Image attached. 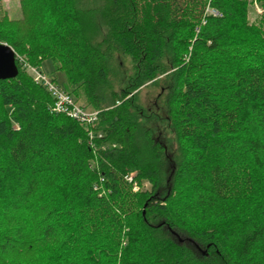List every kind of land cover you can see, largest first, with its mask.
<instances>
[{"label":"trees","instance_id":"trees-1","mask_svg":"<svg viewBox=\"0 0 264 264\" xmlns=\"http://www.w3.org/2000/svg\"><path fill=\"white\" fill-rule=\"evenodd\" d=\"M100 1L21 0L19 19L0 9L19 67L0 79V264H264V14L250 23L249 0ZM116 52L135 68L122 90ZM168 52L173 156L130 97ZM23 55L52 60L99 112L94 145L52 111Z\"/></svg>","mask_w":264,"mask_h":264},{"label":"rangeland","instance_id":"rangeland-1","mask_svg":"<svg viewBox=\"0 0 264 264\" xmlns=\"http://www.w3.org/2000/svg\"><path fill=\"white\" fill-rule=\"evenodd\" d=\"M99 3L102 5L104 1L101 0ZM259 7L262 9L259 10ZM0 9L1 11L7 12V16L10 19H19L22 17L21 0H0ZM263 14L264 7L261 2L259 0H249L248 19L250 23L257 24ZM220 16H222L221 11ZM203 23H206V20H203ZM16 57L18 59V56ZM25 58L26 57L24 55L20 56L19 63L24 71H26L28 75L32 76L33 72L30 66L33 65L29 64ZM161 62L164 65V71L158 73L154 78L148 80L144 84L134 89L132 88L130 97L136 95L137 103L144 108L149 117H153L150 123L152 122L151 125L154 127L155 136L168 144L166 155L168 156L169 154V156H173L172 151L178 149V144L176 142V136L172 130L169 129L167 121H165L164 118L168 116L167 95L169 90L168 86H166V80L168 76L176 70V68L172 65V58L169 52L168 54L166 53ZM109 65L111 70V86L117 90L128 88L129 82L132 81V77L135 75L132 57L129 54L116 52L112 55ZM38 66L39 67H34H37L40 71L47 74L50 79L55 81L62 88L68 90L66 74L61 70H57L52 60L47 59L43 63L38 64ZM78 99L80 104L85 105L86 102L83 95ZM159 117L163 118L160 122H158L160 119ZM155 125L157 127H155ZM143 186L150 188L151 184L149 181H144ZM138 190L139 189H137V191Z\"/></svg>","mask_w":264,"mask_h":264},{"label":"built area","instance_id":"built-area-1","mask_svg":"<svg viewBox=\"0 0 264 264\" xmlns=\"http://www.w3.org/2000/svg\"><path fill=\"white\" fill-rule=\"evenodd\" d=\"M260 9L262 8L259 7V10ZM206 15L215 17L220 16V11L216 7L209 4L206 8ZM30 68L33 72L32 78L34 81L42 84L54 98L52 111L65 114L83 125L89 131L91 144L94 145L93 139L95 138V134L92 127H94L99 121V112L82 106L75 100L73 95L68 93L64 88L50 79L47 74L40 71L37 67L30 66ZM129 180L132 181V177H129ZM137 189L138 187L135 186V190Z\"/></svg>","mask_w":264,"mask_h":264},{"label":"water","instance_id":"water-1","mask_svg":"<svg viewBox=\"0 0 264 264\" xmlns=\"http://www.w3.org/2000/svg\"><path fill=\"white\" fill-rule=\"evenodd\" d=\"M19 75L17 57L11 45L0 42V79H12Z\"/></svg>","mask_w":264,"mask_h":264}]
</instances>
